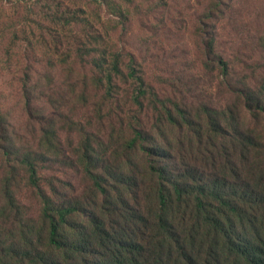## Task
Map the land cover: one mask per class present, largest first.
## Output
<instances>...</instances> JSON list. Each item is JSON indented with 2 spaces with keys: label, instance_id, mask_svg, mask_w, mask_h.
<instances>
[{
  "label": "rangeland",
  "instance_id": "rangeland-1",
  "mask_svg": "<svg viewBox=\"0 0 264 264\" xmlns=\"http://www.w3.org/2000/svg\"><path fill=\"white\" fill-rule=\"evenodd\" d=\"M103 54L108 62L119 55L125 75L132 64L142 77V107L131 103V80L116 79L107 95L106 73L94 67ZM263 80L264 0H0V207L20 205L0 226L10 220L27 230L41 208L23 158L63 200L87 188L85 157L103 173L114 167L120 182L128 170L130 182H141L140 155L128 141L134 128L160 134L155 109L235 115L244 111L240 94ZM252 127L264 133L262 123ZM187 131L166 127L174 139Z\"/></svg>",
  "mask_w": 264,
  "mask_h": 264
},
{
  "label": "trees",
  "instance_id": "trees-1",
  "mask_svg": "<svg viewBox=\"0 0 264 264\" xmlns=\"http://www.w3.org/2000/svg\"><path fill=\"white\" fill-rule=\"evenodd\" d=\"M102 56L94 67L106 73L107 95L116 79L131 80L138 90L131 103L142 107L148 91L136 69L130 64L125 75L119 55ZM240 95L244 111L230 116L209 107L198 119L155 109L160 134L134 128L128 141L140 155L141 182H130L129 170L120 182L114 167L103 173L85 157L87 188L63 200L58 185L41 186L35 162L23 158L41 208L27 230L10 220L0 226V264H264V133L252 127L264 125V80ZM175 125L189 135L171 138L166 127ZM14 209L13 200L0 207L1 223Z\"/></svg>",
  "mask_w": 264,
  "mask_h": 264
}]
</instances>
